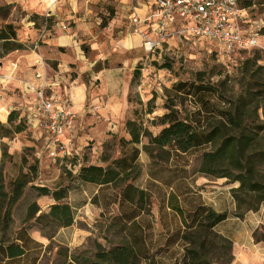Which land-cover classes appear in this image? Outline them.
I'll return each mask as SVG.
<instances>
[{
	"label": "crops",
	"instance_id": "0c3cea01",
	"mask_svg": "<svg viewBox=\"0 0 264 264\" xmlns=\"http://www.w3.org/2000/svg\"><path fill=\"white\" fill-rule=\"evenodd\" d=\"M4 1L7 5L13 6L19 3V0ZM40 1L43 2L45 12L37 17H41V21L48 19V23H42L38 28L36 22L26 16L27 29L16 31V40L24 48L0 56V122L5 124L8 115L13 112L16 115V123L23 120L25 124L24 130L14 134L12 138L0 139V163L2 144L8 147L7 153L9 152V156L15 162L13 158L15 153L28 143L20 134L26 131L32 133L40 141L43 149V153H35L37 172L42 173L47 168L44 172L52 171L53 175L58 174L53 165L57 162L68 174H72V180L67 181L64 186L55 185L52 188L37 186L45 187L51 192L64 190L65 197L58 202L70 206L72 223L67 227L52 229L50 234L45 233L48 227L34 223V219L29 220L27 223L29 227L26 230V235L31 241L29 250L24 251L15 264H111L110 251L131 241L129 233L131 225L138 227L136 235L148 249L146 254L141 253L136 257L137 264H180L182 244L177 234L183 230L186 220L181 218L174 208L186 213L197 206L209 207L215 213H227V217L214 226L213 232L231 242L232 259L229 264H264V204H260L256 210L237 215L235 203L224 188L211 191V198L210 192L195 188L190 171L193 156L186 159L188 161L186 166L179 167L184 170L181 181L178 183L177 180H173L166 186L161 177L167 175L170 169L177 168L176 158L172 155L168 158L163 166L167 170L164 175H155L157 167L155 171L152 169L150 158L142 149L147 144L146 140L140 139L136 145L127 144L130 141L125 125L127 121L137 119L143 128L155 135L161 127L151 125V121L166 113L162 105L161 111L155 114L158 109L155 104L157 97L150 93L153 83L151 78L144 79L143 73H140L141 76L139 75L135 85H131L133 72L140 65L143 53L146 54L141 46V38L135 34L137 37L122 40L125 49L135 50L130 53L129 60L123 59V53H120V58L116 60L108 53L96 54V59L91 60L79 49L77 32L71 26L76 23V10L84 1L60 0L53 5L49 4V0ZM121 1L127 6V0ZM2 24L11 23L6 20L0 23ZM43 29L45 33L40 37ZM182 41L186 44L207 42L173 39L162 44L156 51L177 46V42ZM99 61L103 66L94 69ZM36 74L41 78H35ZM175 82L177 81L173 83ZM41 84L46 87V96L57 101L68 100L76 115L70 157L50 159L47 156L46 134L36 126L31 115L34 97L32 91ZM171 85L165 86L164 89H169ZM150 100H153L152 109L150 113H146V104ZM53 108L56 110L58 104ZM140 113L143 114L142 117L136 116ZM133 148L138 151L135 162L140 170L133 185L139 191L149 194L150 203L148 215L138 210L135 218L126 219L123 216L126 210L118 203H114L111 194L115 191L109 185L82 183L75 178V173L81 164L106 168L112 161L125 157ZM102 157H107V160L103 161ZM19 159L20 156L19 162L16 163L22 166ZM194 174L198 173L194 171ZM198 183L195 181L194 185ZM36 198L45 199L48 204L42 210L38 202H32L38 207L35 217L47 214L49 207L56 203L50 195L36 194ZM87 208L96 211L97 217L91 222L93 227L102 230L103 235L98 236L95 245L97 247L94 249L70 247L73 237L66 238L64 232L75 226L77 213ZM146 222L149 225L147 229ZM33 230L41 239L55 243L54 249L51 250L53 252L51 260L46 259L49 255L46 246L41 239L32 234Z\"/></svg>",
	"mask_w": 264,
	"mask_h": 264
},
{
	"label": "trees",
	"instance_id": "16d2710c",
	"mask_svg": "<svg viewBox=\"0 0 264 264\" xmlns=\"http://www.w3.org/2000/svg\"><path fill=\"white\" fill-rule=\"evenodd\" d=\"M251 4L246 2L242 7L247 8ZM37 16H31V20L36 22ZM48 23V19L41 23ZM264 36V27L261 29ZM23 45L16 40V30L12 24L0 25V56L7 53L23 49ZM140 65L133 72L131 85H135L140 75ZM197 81H177L169 89H164V106L166 113L154 118L151 125L160 126L161 129L155 135H152L142 124L134 119L126 122V130L130 136L127 144L136 145L140 139L146 140V145L142 147L151 161L152 169L157 172L155 175H164L167 172L163 166L172 155L178 163L177 168L170 169L167 175H164L162 181L169 186L173 180L181 181L184 167L190 156L199 160L196 168L198 174L212 178H227L237 181L239 186L236 192L244 189L248 192H260V184L253 183L248 176L249 168L247 166L257 153L263 155L264 152L255 151L253 141L260 134L264 133V125L258 121L256 114L253 116L252 110H249L251 99L247 97L250 90L246 89L245 97L236 101L230 109L222 110L220 107L223 102L215 100L216 90L203 84L199 77ZM264 97V94L260 98ZM180 99V103L190 102L192 109L186 112L184 116L180 115L179 109L172 102ZM216 102H212V100ZM222 101V100H221ZM153 100L146 104V113H150ZM251 116V117H250ZM247 117L249 122L244 123L243 119ZM250 118H252L250 120ZM25 124L23 120L16 123V115L11 112L5 124L0 122V139L12 138L14 134L23 131ZM124 146V145H123ZM157 152L160 153L157 155ZM105 154V153H104ZM138 151L129 150L125 157L114 160L106 168L82 165L75 173L82 183L95 185H109L113 191V201L126 210L124 217L133 219L138 210L144 214L149 213V194L139 191L133 182L139 175V167L135 162ZM107 155V154H105ZM9 157L7 148L1 145V163H0V264H15L24 251L29 250L31 241L26 235L28 221L34 219V223H41L42 226L49 229L57 227H67L72 223V210L69 205L59 203L58 201L65 197L64 190L51 192L45 187L31 185V176L37 172V163L34 161L27 168V172L19 170L17 175L9 182L8 188L4 186L3 162ZM160 157V158H159ZM158 159V160H156ZM245 160V163L242 160ZM103 161L107 157H102ZM25 164V160H22ZM22 164V165H23ZM231 169L242 170L243 173L232 175ZM152 174V173H151ZM153 174V176H155ZM31 187L35 190L37 196L50 195L56 202L49 207L47 214L37 217L38 207L35 203L27 206L25 211L24 223L17 228L13 227V211L17 203L21 200L26 189ZM257 201H264V193L256 195ZM118 199V200H116ZM172 200L170 199L169 204ZM260 204V203H259ZM256 205L252 210H256ZM176 213L186 220L183 230L177 234L182 244V257L180 264H218L213 262L209 255L212 248L217 247L221 263L229 264L231 256V242L213 232L214 226L227 217V213H215L209 207L197 206L190 212L183 213L182 210L174 208ZM251 210V209H250ZM146 222V229L148 228ZM138 227L131 225L129 233L131 241L113 248L110 252L111 264H137V256L141 253H147V248L142 245L140 238L137 237ZM144 246V248H143ZM143 248V249H142Z\"/></svg>",
	"mask_w": 264,
	"mask_h": 264
},
{
	"label": "rangeland",
	"instance_id": "374dc122",
	"mask_svg": "<svg viewBox=\"0 0 264 264\" xmlns=\"http://www.w3.org/2000/svg\"><path fill=\"white\" fill-rule=\"evenodd\" d=\"M0 23L10 22L15 30H26V20L28 16H40L44 14L45 7L40 0H19V3L7 5L4 0H0ZM246 2H250L247 7L248 21L243 28H248L251 24L257 23L259 26L264 27V0H240L241 6ZM76 23L71 24L73 30L77 32L78 47L84 56L95 60V55L99 53H108L112 56L113 60L120 58V53H123V59H131V54L134 49L127 50L122 45V40L130 39L132 36L137 37L129 26L128 7L121 0H99L88 1L79 4L76 10ZM36 20V25L39 28L41 17ZM178 45L155 51L154 57L146 58L143 53V58L140 60V67L145 66L147 71L143 73L144 79L151 78L153 80L151 95L157 97L155 104L158 109L155 114L161 111V106L167 104L163 98L164 87H169L174 81H197L199 77L201 82L206 85L212 86L216 90L217 97L215 100L223 102L221 105L222 110H228L236 101L245 97L246 89L250 90L247 97L252 100L249 103L248 109L252 110V115L258 117V121L264 125V38L261 39V48L242 52L240 55L232 54L226 56L222 50L215 44L207 42L184 43V41L177 42ZM27 45V44H26ZM31 45V44H28ZM142 51V50H141ZM143 52V51H142ZM145 52V51H144ZM145 54V55H144ZM138 64V63H137ZM106 65V63H105ZM101 61L97 62L94 69L102 67ZM154 75H153V72ZM140 74V76H141ZM214 99L212 102H216ZM222 100V101H221ZM176 108L179 109L180 115L184 116L186 112L192 109L190 102L180 103V99L172 102ZM138 108V107H137ZM136 116L142 117L140 113ZM138 117V118H139ZM251 117V116H250ZM252 118H250L251 120ZM244 123L249 122L247 117L243 119ZM20 137L28 143L26 146L20 147L15 153V162L12 157H7L3 162V175L4 186L8 188L9 182L21 170L27 172V168L36 161L35 153L42 152L40 141L33 136L32 133L26 131L20 134ZM254 150L264 152V133H260L253 141ZM8 148V147H7ZM9 153V152H8ZM160 153L157 152V155ZM25 160V164L18 166L16 162ZM85 156V155H84ZM160 158V157H159ZM50 160V159H49ZM158 160V159H156ZM245 163V160H242ZM199 160L195 157L192 158L190 171L192 174V183L195 188L210 192L221 190L224 188L228 196L234 201L236 214L241 215L247 211L252 210L256 205L264 204V201L258 202L256 195L264 193V153L261 155L257 153L247 166L249 168L248 176L251 182L260 184L262 190L260 192L243 191L236 192L239 186L237 181H232L227 178H205L202 175L194 174L196 171ZM53 163H50L52 165ZM58 170V174L53 172L36 173L31 176L33 186H47L54 187L55 185L64 186L67 181L72 180V174H68L61 168L57 162L53 164ZM59 166V167H58ZM230 169L232 175L238 173L242 174L243 171ZM199 182L194 185V182ZM204 186V187H199ZM27 188V187H26ZM32 202H38L39 207L43 210L48 204L45 199H37L36 192L33 188L28 187L21 200L17 203L13 211V227L17 228L25 221L26 207ZM260 203V204H259ZM97 217L96 211L93 209L81 210L77 213L76 224L69 231L64 232L66 238L72 236L70 247H81L84 249H94L97 246L98 236H102L103 232L99 228L93 227L92 219ZM52 229H48L45 233L51 234ZM32 234L41 239V237L32 231ZM48 251L46 259L51 260L55 243H48L46 240L41 239ZM212 253L209 257L213 262L221 263L219 257V250L217 247L212 248ZM53 261H55L53 259Z\"/></svg>",
	"mask_w": 264,
	"mask_h": 264
},
{
	"label": "built area",
	"instance_id": "2783aa9c",
	"mask_svg": "<svg viewBox=\"0 0 264 264\" xmlns=\"http://www.w3.org/2000/svg\"><path fill=\"white\" fill-rule=\"evenodd\" d=\"M60 0H49L53 5ZM88 2L90 0H83ZM132 32L141 38L148 56L162 44L173 40H204L216 44L226 56L261 48L262 26L247 23V8L240 0H127ZM139 1V2H138ZM45 33L40 32V37ZM142 72L147 71L145 66ZM35 78H41L39 74ZM45 85L33 92L31 115L47 137V156L63 159L71 156V140L76 115L68 100L46 96ZM58 108L54 110V105Z\"/></svg>",
	"mask_w": 264,
	"mask_h": 264
},
{
	"label": "bare ground",
	"instance_id": "6f19581e",
	"mask_svg": "<svg viewBox=\"0 0 264 264\" xmlns=\"http://www.w3.org/2000/svg\"><path fill=\"white\" fill-rule=\"evenodd\" d=\"M131 46V45H130Z\"/></svg>",
	"mask_w": 264,
	"mask_h": 264
}]
</instances>
